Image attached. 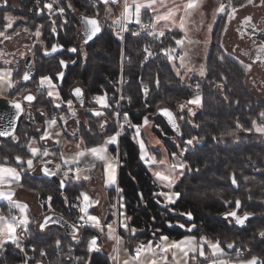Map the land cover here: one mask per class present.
Wrapping results in <instances>:
<instances>
[{
  "label": "trees",
  "instance_id": "16d2710c",
  "mask_svg": "<svg viewBox=\"0 0 264 264\" xmlns=\"http://www.w3.org/2000/svg\"><path fill=\"white\" fill-rule=\"evenodd\" d=\"M31 1L24 3L21 14L24 17H21L25 20L22 24L25 21L27 24H42V44L38 45L40 51L50 49L55 43L51 32L53 24L58 27L59 43L63 47L62 51L50 56L40 53L36 64L37 75L31 83V88L37 87L40 76L55 77L58 71H62L60 60L74 61L75 63L67 67L61 84L59 80L54 79L61 96L65 100L72 99L71 88L75 82L80 81L85 88L88 107L95 105L94 96L104 92L108 93V99L115 107V96L112 94L118 91L116 81L121 74V41L116 29L112 26L104 27L102 33L86 45L80 44L78 39L80 23L75 11L89 16L99 12L100 15L103 12L101 5L95 7L87 0H67L71 7L66 9L65 20L56 15V21L51 23L47 14L43 17L38 14L37 7L42 5L37 4H42V0H33V3ZM171 33L179 34L180 31ZM215 38L214 34L213 45L206 58V77L200 82L204 89L203 107L196 110L191 120L180 121V134L173 131L160 115L153 119L158 126L154 127V131L164 141L170 153H179L185 146L183 141L192 136L201 138L199 143L194 142L193 146H189L183 156L180 155V159L188 168L171 189L182 194L174 204L167 203L162 196L157 195L164 188L156 182L148 166L140 159L139 146L131 137L133 129L125 125L119 138V156L123 164L119 168L118 181L126 217L129 218V232L126 233L120 228L118 233L125 241V249L134 250L141 244L156 242L161 236L180 240L185 236L196 235L206 236L211 241L219 240L221 245L225 246V256L232 263L250 259L251 256H257L264 261V237L259 235L264 231V137L254 130L249 132L236 128L237 121L244 129L252 127V119L259 122L258 113L264 111V100L259 99L249 89L245 81L246 71L236 58L224 52L219 40ZM161 41L147 35L125 36L124 52L129 61L123 67V76L127 78V83L122 91L131 102L124 105L122 113H128L132 124H141L145 116L156 113L161 106L174 109L180 101L187 100L191 95L192 87L181 81L171 62L160 52L161 47L172 44L171 39L166 37ZM146 45L151 46L154 56L144 62L143 48ZM71 48H76L77 51H68ZM157 79L158 86L155 83ZM214 82H222L223 87L218 89ZM142 83L148 84L150 89L146 100ZM37 104L46 109L47 117H51L54 108L45 96L37 95ZM107 116L111 123L104 136L112 134L113 129L118 128L116 118L110 111ZM86 118L88 127L82 130L85 143L88 146L100 144L104 136H101L98 126L99 118L91 116L90 111L87 112ZM161 130L166 132V137L176 136V141L167 140ZM230 131L235 134L227 135ZM14 135L18 140L11 137L0 139V163L17 166V155L28 159L30 153L27 144L33 138L38 141L39 137L33 126L24 120L19 121ZM113 152L115 153V149ZM233 173L237 178L236 185L230 180ZM244 177L248 179L245 180ZM18 186L35 193L46 209L45 201L48 196H52L51 212L63 215L72 223L76 222L78 209L70 205L79 202L75 197L85 190L83 182L69 181L66 187L61 189L52 177L34 175L26 171L22 174ZM237 199L241 201L238 214H251L244 225H237L230 217L225 218V213L235 210ZM4 205L9 207V202L1 201V208H4ZM13 210L15 209H12V213ZM3 212L8 214L9 211ZM186 213L192 214L191 220L182 217ZM30 219L33 221L30 225L31 235L26 236L22 242L30 245L26 250L27 255L24 252L19 254L14 245L6 244L0 250V264H23L25 261L27 264H36V261L41 259L43 264H114L109 253L101 250L91 253L87 251V241L93 235L100 238L99 230L82 228L78 238L73 240L72 236L58 226H51L49 230L40 232L38 218L31 216ZM180 224L185 227L181 228ZM192 225H195V228L189 232L188 229ZM131 229H135V232L132 233ZM56 239L62 241L59 248L64 252L75 248L80 259L73 261L64 256L58 257L55 254L59 249L55 244ZM228 243L239 246L244 251V256L238 257L234 249H228ZM33 248L37 251H31ZM40 248L46 251V257L39 256ZM205 262L206 259L197 256L190 264Z\"/></svg>",
  "mask_w": 264,
  "mask_h": 264
},
{
  "label": "snow or ice",
  "instance_id": "6c2138e0",
  "mask_svg": "<svg viewBox=\"0 0 264 264\" xmlns=\"http://www.w3.org/2000/svg\"><path fill=\"white\" fill-rule=\"evenodd\" d=\"M55 0H50L49 3L44 5V8H47L49 11H52L54 8ZM249 3L252 0H248ZM7 3V0H5ZM104 5H115L119 3V0H102ZM201 0H184L182 4H177L175 0H123V11L114 23L118 26L119 31L117 35L120 39H124L122 33L130 32L132 36L139 37L141 32H145L147 36L152 37L155 40H159L161 37L166 35V31L171 32L173 27L178 26L180 30L184 32V37L180 39H174L175 45L183 47L185 40L187 39V28H186V18L192 14L193 10H196L200 6ZM71 7V4L67 5ZM61 15L64 14L65 8L59 7L55 9ZM142 10L144 12L151 11L152 15L150 17L149 23H143L141 20ZM111 7L106 9L107 13H111ZM226 11L224 5H220L217 9L218 13H224ZM236 9L233 8V12ZM99 15V12L96 13ZM4 19L8 21L3 30H0V43L3 40L12 39V35L8 34V29H12L14 18L10 15H5ZM86 27L84 30V43H88L93 40L97 34H99L102 29L98 19L95 17H84L83 18ZM177 21H179L177 25ZM67 23V21H65ZM131 23H135L139 25L140 31H132L128 28V25ZM159 26V27H158ZM25 32H28L29 29L25 28ZM53 32H55V28H53ZM13 35H19V32H13ZM35 37L39 38L41 36V32L37 29L34 33H32ZM162 43V41H161ZM188 43H192L191 40H188ZM62 45L53 44L50 49L46 48L44 50L45 55H49L52 53H56ZM68 51L76 52V48L68 49ZM143 52L145 53L143 57V61L147 62L149 58L154 56L153 51L151 50L150 45H146L143 48ZM160 52L163 53L165 58L168 61H180V68L185 67V57L188 55L187 52H182L181 54H177L176 47L169 45L168 47H161ZM4 54L0 53V57ZM123 56V53H122ZM257 60L264 62V45H261L258 50V54L256 56ZM5 64H10L11 61L4 60ZM72 63H75L74 61ZM243 65L245 71L251 70V65H244L243 61H240ZM59 65L61 68L67 66V62L65 60H60ZM175 67V65H173ZM187 71H192V69H188ZM206 69L203 65H201L199 69V75L201 77L205 76ZM177 75H179V70H177ZM64 77L63 71H58L55 77L50 75H42L39 78V82L37 84V94L40 96H45L48 99V102L52 105L54 109L62 110V106H66L67 115H53L51 118L45 119L44 124L45 127L42 131V135L39 137V141L53 143V146L60 144V137H67L65 146L67 144L74 143V147L76 151L72 153L70 156L66 155L63 151H50L46 146H36L37 140L35 138L31 139L27 144L28 152L30 153V157L28 159H24L23 157L17 155L15 157V161L17 162V166H6L5 163H0V200L9 201V212L7 215L0 212V248H3L6 244H12L16 249L21 252H25L24 247L22 246V242L26 236L31 235L30 225L33 221L29 218L27 214L28 206L26 204L19 203L14 200L13 197L15 195V185H19L21 175L28 170H33L35 168V161L39 160L42 164V171L47 176H57L61 173V169H65L62 173V180L60 186L63 187L64 184L68 183L70 180L76 181H87L90 179L89 175L84 174L85 172L91 171V169L97 166V162H99L100 166L103 168L104 173L106 174V186H110L116 183V173L118 164V156H110L108 153V145H116L119 143V138L122 135L125 125L134 130L133 139H135L139 145L140 149V159L145 163L153 166V175L156 177L157 181H159L164 188L173 189L176 185L180 176L184 174V170L188 168L185 163H172L169 160V156L172 159L177 157L176 152L168 153L167 149L164 148V153L166 155H158V154H149L145 141L142 138L141 128L148 125L150 123L147 116L143 118V122L141 124H132L129 119L127 112H118L114 111L112 116L116 118L118 128L113 129L112 134L108 135L107 139L103 144H94L92 146H88L85 143V138L82 135H79V127H82L80 120L77 118V112L74 109V102L72 99L65 100L60 91L57 88V84L54 82L55 80H62ZM32 79L31 73L25 71L20 78V80L13 79V70L11 68L8 69H0V86H6L9 89L15 87L16 84L21 81H29ZM117 84L123 85L126 83V80L123 76V63H121V77ZM156 85H159V80L155 81ZM222 87V85H218ZM200 85L197 84L196 88L199 89ZM25 91L28 92L27 95L23 96V100L27 101L30 105L37 101V95H33L27 88ZM149 86L148 84L142 83V92L145 96L149 94ZM71 95H74L76 100H78L83 106V91L81 88L77 87L73 89ZM125 97L120 95L119 99L115 100L116 107L119 108L120 102L124 100ZM93 102L95 105L99 107L90 109L91 116L100 118L105 117L104 120L99 122V128L101 131H106V125L108 123V116L106 110L112 108V104L109 102L108 93L104 92L103 94L96 95L93 97ZM12 106L16 109L17 113L23 112L22 104L16 100H12ZM201 108L203 107L202 96L197 92L192 98L185 101L184 104L179 105L181 110L187 108V112L189 115H195V111L193 107ZM41 116H46L47 113L44 110L38 109ZM158 111L162 113L164 117L167 118V123L171 126L172 130L177 134H180V127L177 123V119L174 116L173 112L167 108L159 109ZM76 118V124L79 126L77 129H74L71 133L67 131L68 125V117ZM122 117V121L120 118ZM184 117H180L183 119ZM258 119H252L251 128L244 129L243 125L237 121L236 128L242 129L244 131H255L264 135V111L258 113ZM158 127V126H157ZM55 128H59L58 131H54ZM90 131V129H89ZM15 125L11 128H5L3 131H0V137H11L13 140H18V137L14 135ZM227 135H234L235 133L230 131L226 133ZM201 138L196 136H192L190 139L183 141L185 147L181 149L179 155L183 156L186 151H188L189 146H193L194 142L199 143ZM156 144H161L159 139L156 140ZM83 145V147H82ZM49 156L56 157L60 163L55 164V171L48 167L49 164H52L54 161L47 159ZM90 158V163L85 167L81 168L80 164L84 160V158ZM26 165V168L24 167ZM247 180V177H244ZM231 183L236 185L237 178L235 173L230 176ZM157 195L165 197L167 203L174 204L176 200L181 197V193L178 191H161ZM79 203L75 205H70L71 207H75L78 209L76 222L71 225L72 227V239L76 240L78 238V233L82 228H95L99 230L101 233L105 232L107 229L106 235L109 239L115 240L116 244H119L123 239L117 232V228H123L126 231H129L128 224L125 222L128 217H124L123 220L114 221L117 225L116 228L113 227V223L102 222L101 218L95 214H92L89 210L94 205L99 204V200H93L86 192L81 191L78 196L75 197ZM53 200L52 196L47 197V202H51ZM65 202H67V197H65ZM231 203V202H226ZM48 207L51 209V203H48ZM123 207V205H121ZM241 208V201L237 199L235 201V210L229 211L225 213V218H232L237 225H244L245 222L249 219L250 213H243V215L238 214L239 209ZM12 209H16L19 212V215H14L12 213ZM124 214L121 213V216ZM189 219L192 218L191 213H186ZM61 219H63L61 217ZM59 220L54 221L51 216L45 215L43 220L38 223L39 231L45 232L49 230L50 225L53 223H59ZM181 228H184V224L179 225ZM195 225H192L188 229L189 232L192 231ZM132 233L135 232V229L130 230ZM261 237H264V231L259 233ZM62 241L60 239L55 240L56 246L59 248ZM205 247H207L213 259L210 261V264H232L229 260L221 259L220 257L225 255V246L221 245L219 240L211 241L206 236L189 235L185 236L180 240H170L167 236L160 237V243H156L155 245L152 242H148L147 244H141L136 247L134 250L125 249L124 251L128 254V259L123 261V264H143L141 257L145 254H151L153 259L150 261V264H158V260L165 261L167 264V254L169 252L172 253V258L176 261V264H179V260L177 256L179 255L181 259H184V264H188V260H195L197 255L199 257H204L207 259L205 253ZM228 249H234V243H228L226 245ZM99 250L98 245V237L93 235L87 241V251L89 253ZM159 250V251H157ZM31 251L36 252L37 249L33 248ZM114 251L117 253L116 256H113L112 259L119 264V249L114 247ZM71 249H69V253ZM190 254H192L190 256ZM25 255L27 253L25 252ZM47 253L43 248L39 249V256L46 257ZM237 255H239V251L237 250ZM27 264V261H25ZM36 264H43V260H37ZM238 264H264V261H261L257 256H251L250 259H241L238 261Z\"/></svg>",
  "mask_w": 264,
  "mask_h": 264
},
{
  "label": "rangeland",
  "instance_id": "374dc122",
  "mask_svg": "<svg viewBox=\"0 0 264 264\" xmlns=\"http://www.w3.org/2000/svg\"><path fill=\"white\" fill-rule=\"evenodd\" d=\"M9 1L13 4L14 7H18L19 6L18 3L21 0H9ZM87 1L90 2L91 4H93L95 7H97L98 5H101L96 0H90V1L87 0ZM41 2H42V4H37V5L38 6L42 5V8L44 9L45 14H47L49 16L51 23H54L56 21V18H55L56 15L61 17V19L63 21L65 20L66 9H70V7L67 6V5H69V1H67V0H55L54 8L52 11H49L47 8H44V5L46 3H49L50 0H45V1L42 0ZM41 2H38V3H41ZM175 2L177 4H182L184 2V0H175ZM220 5L225 6L226 11L224 13H218L217 12V9L220 7ZM59 7L65 8V12L63 15H61L58 11L55 10L56 8H59ZM107 8H109V7L101 5V9L103 10V12L99 15V17L103 21L104 27L112 26L118 32L119 28L114 23V20H116L118 17H120V15L123 11V0H120V2L118 4H116L114 9H112L111 13L106 12ZM233 8L236 9L235 12H233ZM20 9L21 10H19L17 12L12 9L11 11H9L7 13L2 14L1 15V16H3L2 22L4 23L3 26L8 23V21H6L4 19V16L10 15L14 18L13 26L18 21V25L15 28L20 29L23 26L22 21L25 20V19L21 18L23 8L20 7ZM145 13H147V12L142 11V15ZM263 14H264V0H252L251 3H249L248 0H201L200 6L196 10H193L192 14L186 18V28H187V34L188 35H187V39L185 40V43H184L182 48L180 46L175 45L173 38L180 39V38L184 37V32L182 30H180L178 26L173 27L172 31H180L179 34H172L171 33L172 31L169 32V31L165 30L166 35L164 37H161L158 41H161V39H163V38L169 37L171 39V43H172L169 45L176 47L177 54H181L182 52L188 53V55L185 57V67L184 68H180V61L178 59L175 61H170L172 65H175V67L174 66L173 67L176 71V74H177V70H179V76H180L181 81L183 83H185L188 87H190V86L192 87L191 95L187 98V100L192 98L195 94H197V92H199V94L202 96V92L204 89H203V86L201 85L200 82H202V80L205 79L206 74H205V76L201 77L199 75V69H200L201 65H203L204 67L206 65V58H207V56L211 50V47L213 45V40H214L213 35L214 34L216 36L215 39L219 40V43H220L222 49L224 50V52H226L227 54H229L231 56H235L234 58H236V60L239 63H240V61H243L244 65H251V70L246 71V73H247L246 78H245L246 84L249 87V89L259 99L264 100V90L258 91V89L260 87L259 83L256 80H254L255 77L260 75V69L256 64H254L252 61H250L247 58V56H244L241 53L242 48L249 46V41H248L247 37L246 38L241 37L240 31H239L240 24L242 23V21H244L247 18V16L252 15L253 19L256 21V20H258L259 16L263 15ZM75 15L77 17H79L80 13L75 11ZM151 15L152 14H150V13L146 14L145 19ZM22 17H24V16H22ZM145 19H143V20H145ZM178 23H179V21H177V25H178ZM4 27H3V29H4ZM37 29L40 30V25H37L36 30ZM36 30H32L31 35ZM26 37H27L26 35H23L21 37V40H26ZM34 39H35L33 42L34 45L38 46V45L42 44L41 36L39 38L34 36ZM188 40H191L192 43H188ZM122 53H123V56H122ZM128 61H129V58L127 56H125V52H124V43L121 42L120 69H121V63H123V67H124V64ZM241 66H242L243 70L245 71L242 64H241ZM189 68L192 69V71H187ZM0 69H6V66L2 67V68L0 67ZM120 77H121V74H120ZM120 77H119V79H120ZM124 79L126 80V83H127V78L124 77ZM77 82L81 83L80 81H77ZM77 82H75V83H77ZM126 83H124L123 85L118 84V91H117L118 93L115 91L112 94V96H115V100L119 99L120 95H123L125 97V99L120 102L119 108H117L116 106L115 107L112 106V108L110 109V113H113L114 111H118V112L122 113V109H123L124 105H128L131 102L130 98L128 96H126L122 91V88L124 87V85ZM197 84L200 85L199 89L196 88ZM214 85L218 89H221L223 87L222 82H214ZM218 85H222V87H219ZM148 96H149V94H148ZM127 99L130 100L129 103L127 102L128 101ZM185 101L186 100L180 101L177 105H180V103H184ZM96 106L97 105L89 107V109H94ZM54 111L52 112V114L54 113ZM62 112H64V111H62ZM62 112H61V115H64V113H62ZM180 112L183 114V116L185 113L188 114L187 108H185L184 110H182ZM153 114L154 113L149 114L147 116L148 119H150ZM178 115H180V114H178ZM186 118H189V119H186ZM185 119L190 120L189 114L186 115ZM99 122H100V118H99ZM109 122L111 123L110 120H109ZM121 122H123L122 117H121ZM150 124L152 125V127H157V125L153 122L152 123L150 122L149 125ZM147 126L148 125H146L143 129H141L142 131H144V133H145V129ZM161 133L163 136L166 137L165 131L161 130ZM154 134L156 135V137L158 139H160L163 142V140L160 138L159 135L156 134V132ZM262 137H264V135H262ZM151 139H153V137ZM151 139L149 140V142L152 143L153 140H151ZM170 139L174 140V142L176 141V137H174V136H173V138L170 137ZM146 144H147V142L145 143V145ZM146 148H147V146H146ZM57 150L59 151V146L57 147L56 150L54 149V151H57ZM179 153H177L178 155L174 159L173 163H183L182 160L180 159ZM5 207H7V209ZM5 210L9 211V207L6 205H4V208L0 207V212L4 213L3 211H5ZM15 210H13V214L17 212L19 215L18 210L17 211H15ZM27 214L29 215V209H27ZM5 215H7V214H5ZM29 218H30V216H29ZM40 221H41V219H39V221L37 222V225ZM124 250H125V246H124L123 251ZM108 252H109L110 258L112 259V257H113L112 253H111L112 249L108 250ZM114 255L116 256L117 253L115 252ZM112 261L114 264H116V262L113 259H112ZM119 264H123V258H121V254H119Z\"/></svg>",
  "mask_w": 264,
  "mask_h": 264
},
{
  "label": "crops",
  "instance_id": "0c3cea01",
  "mask_svg": "<svg viewBox=\"0 0 264 264\" xmlns=\"http://www.w3.org/2000/svg\"><path fill=\"white\" fill-rule=\"evenodd\" d=\"M97 1L103 6L111 7V9H114V7L116 6V4L115 5H104L102 3V0H97ZM119 2H120V0H119ZM148 13L152 14L151 11H149V12L143 14V15L141 14V20L145 19V16ZM77 87L81 88L83 93H84V95H83V106H81L80 102L78 100H76L74 95H72V100L74 102V105H73L74 109L77 112V118L80 120V123H81L82 127H79L76 124V118H71L69 116L68 117L67 131L69 133H71L74 129H77L79 127V133L78 134L82 135V130L84 128L88 127L86 113L89 112L90 109L86 105L85 88H84L82 83H79V82L75 83L73 85V87L71 88V93H72L73 89H75ZM8 90H9V88H7L6 86H0V97H5L6 92H8ZM109 102H110V100H109ZM184 103H180V105L184 104ZM97 107H99V106L97 105L95 108H97ZM189 107H193L195 112L198 109V108H195V106H189ZM164 108H168V107L161 106L159 109H164ZM171 110L173 111L174 115L176 116V118L178 120V123H180V121L189 119V118L185 119L186 115H188V114L185 113L184 116H183V114L180 112L182 110L179 108V105H177L176 108L171 109ZM108 111H110V109L106 110V112H108ZM178 114H180V115H178ZM64 115H67V113H65ZM159 115L161 117H163V120L165 119V121H166V118L162 115L161 112H158V111L152 115V117L149 119V121L151 123L152 122L154 123L153 119L156 116H159ZM189 116H190V120L194 117V115H189ZM180 117H184V118L180 119ZM30 119H32L31 121H29L30 124H32L35 133L40 137L42 135V131H43L44 127H45L44 121H45V119H48V118H45V119L42 118V119L39 120V119H36L35 117L31 116ZM104 119H105V117H100V121L104 120ZM109 125H110V122L108 120V123L106 125V130H107V127ZM143 128H141V129H143ZM58 130H59V128H55L54 129V131H58ZM100 133H101V136H104L106 131H101L100 130ZM141 133H142V138L144 139L145 143L147 142V144H146L147 148L146 149H147L149 154L166 155V153H164V148H166L167 152L170 153L169 149L167 148V146L164 143V141L162 142L159 139L161 141V144H156V140L158 138L154 134L155 133L154 127H152L151 124L150 125L148 124V126L145 129V133L142 130H141ZM133 135H134V130H133V133L131 134L132 139H133ZM173 136L174 135H171V136L168 135L166 138H167V140L174 142V140L170 139V137L173 138ZM39 137H38V141H37V145H36L38 147L43 145V146L48 147L50 151H54V149L56 150L57 147L59 146V151H63L66 155H69V156L76 151V149L74 147L75 141H73L72 143L67 144V146H65L66 139H69L67 137H63V136L60 137V144L59 145H55V146H53V143L51 141H49V142L39 141ZM107 137H108V135L104 136V140L100 144H103L104 141L107 139ZM152 137H153V139H151ZM174 137H176V136H174ZM2 138H4V137H0V139H2ZM150 139L153 140L152 143L149 142ZM133 140L137 143V141L135 139H133ZM82 147H83V145H82ZM114 149H115V153L113 152ZM139 151H140V149H139ZM108 153H109L110 156H118L119 167L117 168V173H116V183L113 184V185H110V186H106L107 177H106V174L103 171V168L100 166L99 162H97V166L95 168L91 169V171H88V172L84 173L86 175H89L90 179L87 180V181H80V182H83L85 184V187H86L83 192H86L93 200H96V199L99 200V204L98 205H94L92 208H90L89 211L92 214H95V215L99 216L101 218L102 222L113 223L114 221L123 220L124 217L126 216L125 203H124L123 196H121V194H120L119 181H118L119 168H120L119 143L116 144V145H108ZM140 155H141V153H140ZM47 159H50V160L54 161L51 164L52 165L51 169L53 171H55V164L56 163H60V161L56 157H52V156H49ZM169 160L172 163L174 161V159H172L170 156H169ZM89 163H90V158L86 157L81 162L80 167L81 168H85ZM145 164L148 166L150 172L153 174V170H154L153 166H151V165H149L147 163H145ZM6 166H13V165L6 164ZM13 167H15V166H13ZM24 167L26 168V166H24ZM28 171L31 174H34V175L52 177V176H47V175L44 174V172L42 171V164L39 162V160L35 161V168L33 170H28ZM154 178H155L156 182L160 186L163 187V185L159 181H157L155 176H154ZM21 179H22V175H21L20 181H21ZM14 187H15V195H14L13 199L18 201L19 203L26 204L28 206L29 216L30 217L31 216H35L36 218H38V221H39V219L42 220V218L46 214L51 212V209L48 207V203H50V202H47V200L45 201V203L47 205V209H46L45 206H44V203L42 201H40V199L38 198V196L36 194H34L31 191H28L25 188L17 186V185H15ZM162 191H172V190L164 188ZM111 192L112 193L114 192V196H112ZM163 199H165V197H163ZM1 201L2 200H0V202ZM9 204H10V202H9ZM121 205H123V207H121ZM15 211H17V210H15ZM121 213H123L124 215L121 216ZM125 222L128 224V220H126ZM113 227L116 228L117 225L115 223H113ZM119 229L120 228H117V232L119 231ZM121 229L124 232H126V233L129 232V231L124 230L123 228H121ZM106 232H107V229H105L104 233L100 232L101 235H100V238H98L99 250L104 251L106 253H109L108 250L112 249V252H111L112 256H115L114 255L115 254L114 247H115V248L119 249V254H121V258H123V261L125 259H128L129 258L128 254L125 251H123L124 246H125L124 239H122L119 244H116L115 240L108 238V236L106 235ZM170 240H172V239H170ZM150 242H152V244L155 245L156 243H160V240H158L156 242H153V241H150ZM1 249L2 248H0V250ZM157 251H159V250H157ZM205 253H206L207 259H206V262L204 264H210V261L213 259L212 255H211V252H210V250L208 248H206L205 249ZM225 254H226V251H225ZM191 255L192 254H190V256ZM199 258L202 259L204 257H199ZM220 258L224 259V260H228V258L225 255L220 257ZM141 259H142L143 264H150V261L153 259V256L151 254H145V255H143L141 257ZM177 259L179 260V264H184V259H187V258L181 259L180 256L178 255ZM190 262H191V259L188 260V264H190ZM158 264H165V261L158 260ZM167 264H176V261H174L173 258H172V253L171 252H169L167 254Z\"/></svg>",
  "mask_w": 264,
  "mask_h": 264
},
{
  "label": "flooded vegetation",
  "instance_id": "af4514ba",
  "mask_svg": "<svg viewBox=\"0 0 264 264\" xmlns=\"http://www.w3.org/2000/svg\"><path fill=\"white\" fill-rule=\"evenodd\" d=\"M30 0H21L18 4V7H14L13 4L7 0V3H5V0H0V30H3V16H1L4 13H7L11 11L12 9L14 11H19L21 10L20 7H24V3ZM45 1V0H43ZM31 5L36 6L31 3ZM32 8V7H31ZM38 8V14L40 17H43L45 14V11L42 9V7H37ZM24 16V15H23ZM80 16V15H79ZM22 18V17H21ZM79 18V17H78ZM38 23L33 24L32 22L27 24L26 21L24 22L23 26L19 28H15L18 25L15 23V25L12 27V29H8V34L12 35V39L10 40H3L2 43H0V53H3L4 55L0 57V67H5L6 69L11 68L13 70V79L15 80H20L22 77L23 73L27 71V62L31 61L32 66L34 68V73L32 76V79H30L28 82L22 83L20 85H15L14 88L9 89L8 92H6L5 97L13 100L16 99L19 102H21L25 108V116L21 118V120L27 121L26 115L32 117H35L36 119H42V118H49L46 116H41L40 112L38 109H43L45 113L46 109L42 106H39L37 104V101H34L31 105L23 100V96L28 92L25 91V88H27L33 95H38L37 94V87L35 89L31 88V83L33 82L34 78L37 75V69H36V64L38 57L40 56V53L43 54L44 56H50L53 54L45 55L44 50L43 51L39 49L37 45H34V36L31 35L32 30H36V27ZM42 25V24H41ZM41 25H40V31L41 30ZM34 27V28H33ZM27 28L29 29L28 32H25L24 29ZM53 28H55V32H53ZM19 32V35H13V32ZM239 31L241 34V37H247L249 41V46L242 48L241 53L244 56H247V58L252 61L254 64H256L259 69H260V75L257 77H253L254 80H256L259 83V89L258 91L264 90V62H261L260 60L256 59V56L258 54L259 47L261 45H264V14L260 15L258 20H254L252 15L247 16V18L242 21L239 27ZM51 32L53 33L55 37V42L58 41L59 43V30L56 24H53ZM23 35H26V40H21V37ZM42 36V32H41ZM78 39L79 43L81 44L82 40V34L80 33V27L78 30ZM2 40V38H0ZM60 44V43H59ZM61 45V44H60ZM55 54V53H54ZM235 57V56H233ZM4 60L11 61L10 64H5ZM26 94V95H27ZM63 107V113H67L66 106ZM52 116V115H51ZM51 118V117H50ZM30 123V122H29ZM32 125V124H31Z\"/></svg>",
  "mask_w": 264,
  "mask_h": 264
},
{
  "label": "water",
  "instance_id": "95a60500",
  "mask_svg": "<svg viewBox=\"0 0 264 264\" xmlns=\"http://www.w3.org/2000/svg\"><path fill=\"white\" fill-rule=\"evenodd\" d=\"M84 17H95L96 19H98L102 31L104 30L103 21L101 20V18H100L99 16H97V15L89 16V15L80 14V16H79V23H80V33L82 34V40H81V44H82V45H86V44L92 42L95 38H97V37L102 33V31H101L99 34H97V36H96L93 40H91V41H89L88 43L85 44V43H84V39H85V36H84V30H85L86 24H85V22H84V20H83ZM54 44L60 45V44L58 43V41H56ZM62 50H63V47L59 48V50H58L57 52L62 51ZM57 52H56V53H57ZM52 54H54V53H52ZM70 64H73V63H72V62H67V66H66V67H63V69H62V71L64 72V77H65V74H66L67 67H68ZM27 68H28L27 71L31 73V76H33L34 68H33V66H32V62H31V61L27 62ZM64 77H63V79H64ZM63 79H62V80H59V83H60V84L62 83ZM25 82H28V81H21V82L18 83L17 85H20V84L25 83ZM11 102H12V100L9 99V98H7V97H0V131H3L5 128H11V127L13 126V124L15 125V129H16V127H17L19 121L21 120V118H22L23 116H25V115H24V114H25V108H24L23 104L20 102V103L22 104L23 109H24L23 112H21V113H17L16 109L12 106V103H11ZM167 109H169V108H167ZM169 110H171V109H169ZM171 111H172V110H171ZM158 112H159V111H158ZM172 112H173V111H172ZM173 114H174V113H173ZM174 116H175V115H174ZM175 117H176V116H175ZM26 118H27L28 121H31V120H32V119H30V116L28 115V113H27V115H26ZM165 118H166V117H165ZM176 119H177V118H176ZM166 121H167V118H166ZM177 123H178V120H177ZM167 124H168V123H167ZM168 125H169V124H168ZM178 125H179V123H178ZM169 126H170V125H169ZM170 127H171V126H170ZM179 127H180V125H179ZM48 167L51 168L52 165L49 164ZM52 178L54 179V181L57 183V185H58L61 189H64V188L66 187V185L68 184V183H66V184H64L63 187H61V186H60V183H61V180H62L63 177H60V176H54V177H53V176H52ZM162 206H165V204H162ZM46 215H47V216H51V217L53 218L54 221H56V220H59V221H60L59 223H53V224H51L50 227H51V226H58V227H61V228L64 230V232H65L66 234L72 236V235H71V233H72V227H71V225H72L73 223H72L71 221H69V220H68L67 218H65L63 215L58 214V213H55V212H50V213H48V214H46ZM61 217H62L63 219H61ZM182 217L185 218V219H188V220H191V219H192V218L189 219L187 215H182ZM42 220H43V218H42ZM42 220H41V221H42ZM191 227H192V226H191ZM38 228H39V227H38ZM194 228H195V227H194ZM194 228H192V230H193ZM79 232H80V231H79ZM78 235H79V233H78ZM232 264H238V262H236V263H232Z\"/></svg>",
  "mask_w": 264,
  "mask_h": 264
},
{
  "label": "built area",
  "instance_id": "2783aa9c",
  "mask_svg": "<svg viewBox=\"0 0 264 264\" xmlns=\"http://www.w3.org/2000/svg\"><path fill=\"white\" fill-rule=\"evenodd\" d=\"M150 17L151 16H148L145 20H143L142 22L143 23H149L150 22ZM128 28L129 29H131L132 31H140V28H139V25H137V24H135V23H131V24H129L128 25ZM127 34H131L130 32H124V33H122V35H123V37H124V39H125V36L127 35ZM144 35H146V33L145 32H141V34H140V36H144ZM124 39H120L121 40V42L122 43H124ZM148 98V95H147V97L145 98V96H144V100H146ZM128 100V99H127ZM129 101L130 100H128L127 102L129 103ZM63 108V107H62ZM55 111H54V113L52 114V116L53 115H61V112H62V110H58V109H54ZM61 111V112H60ZM63 113V112H62ZM119 162H120V166L123 164L122 162H121V160H120V158H119ZM65 169H61V173L60 174H58L57 176H60V177H62V173H63V171H64ZM70 181H74V180H70ZM14 215H18V213L16 212V213H14ZM22 246L24 247V249H25V252H26V250L30 247V245H25V244H23L22 243ZM237 250L239 251V255H237ZM17 252H19V254H22L23 252H21L20 250H17ZM24 252V253H25ZM234 252L236 253V255L238 256V257H243L244 256V251L239 247V246H235V248H234ZM55 254L58 256V257H65V258H67V259H69V260H73V261H77V260H79L80 259V255L77 253V251H76V249L75 248H71V252L69 253V250L67 251V252H64V250L63 249H61V248H59V249H57L56 251H55ZM23 264H25V263H23Z\"/></svg>",
  "mask_w": 264,
  "mask_h": 264
}]
</instances>
